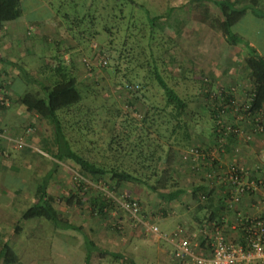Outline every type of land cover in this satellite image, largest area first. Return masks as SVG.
<instances>
[{
    "label": "rangeland",
    "instance_id": "1",
    "mask_svg": "<svg viewBox=\"0 0 264 264\" xmlns=\"http://www.w3.org/2000/svg\"><path fill=\"white\" fill-rule=\"evenodd\" d=\"M89 1L88 5L91 4L92 8L96 6L102 14L105 13L100 9L103 0ZM214 1H201V4L209 6L216 17L210 19L200 12H193L189 0H137L148 8L151 16L156 17L157 26L176 41L175 48L166 54V58L172 60L167 78L188 100L184 123L178 125L173 135L180 156L172 189L189 186V183L201 178L199 174L184 171L188 170L182 159L184 150L193 146L212 148L211 145L215 144L209 107L214 105L217 113L223 112L219 108V99L204 97L203 87L223 91L232 97L236 106L244 104L252 87V77L244 63L248 52L245 42L264 56V16L255 17L249 12L240 19L232 31L239 34L244 43L231 45L217 28L219 12ZM61 2L64 4L68 0L24 1L22 18L26 27L23 42L14 45L22 49L24 56L15 58V61L22 63L30 77L46 86L49 80L38 74V68L46 61H56L57 58L68 63L72 57L75 74L81 81L80 87L86 89V104L98 111L96 118H105L107 112L114 114L117 109L138 116L140 103L135 104L137 113L134 112L127 90L111 74L114 60L102 45L106 38L100 33L96 38L89 39L86 31L81 35L77 30H70L68 26L73 21L66 19V13L74 14L78 7L63 6ZM142 17L145 20V16ZM98 21L96 27L101 28L105 18ZM8 35L6 30H0V53L4 59L8 58L3 49ZM101 50L103 53H100ZM3 60H0V100L4 98L6 107L0 111V146L3 150L2 153L0 149V181L1 178L4 181L14 180L8 177L14 174L20 178L21 187L28 185L21 188L18 195L17 190L9 186L14 181H8L5 183L6 191L0 195V246L8 243L15 249L19 256L17 264H85L84 233L101 248L119 254L117 257H100L97 251H93L89 264H181L173 257V245L146 229V224L150 223L157 225L161 232H171L177 226H182L186 235L195 244L198 243V250L199 246L204 247L202 242L205 240L198 232L201 223H204L201 215L204 210L196 211L198 207L195 200L189 198L190 195L182 194L173 200L162 199L146 186L129 182L113 188L109 186L107 177L97 181L81 178L78 167L71 160L58 162L44 152L43 144L52 137L53 125L47 119H38L28 112L23 113L22 117L17 114L16 108L11 106L12 97L8 91L11 80L4 69L7 62ZM103 60L107 62L104 64ZM201 73L205 74L209 84L200 85L198 78ZM182 75L190 80L182 78ZM22 85L25 90L38 88L36 84L27 86L22 82ZM151 92H154L153 87ZM223 108L230 110L229 107ZM230 113L231 110L228 116H231ZM228 116L225 121H229ZM106 123L107 126L111 125V122ZM209 139L212 141L202 143ZM54 162H58V166ZM1 165L10 166L12 173H6L8 168ZM199 167L201 169L202 165ZM190 170L194 169L190 166ZM49 171L48 192L58 199L54 206L59 217L80 227L82 232L56 228L52 222L39 218H21L26 208L35 201L34 185ZM83 181L87 185L79 189L78 184ZM75 191L78 192L80 206L67 205L65 199L59 198L69 197ZM92 196L112 202L113 209L106 218L93 214ZM126 200L138 203L139 213L136 216L122 206ZM195 214L198 215L197 221L193 220ZM16 224L21 226L19 233L14 231Z\"/></svg>",
    "mask_w": 264,
    "mask_h": 264
},
{
    "label": "trees",
    "instance_id": "2",
    "mask_svg": "<svg viewBox=\"0 0 264 264\" xmlns=\"http://www.w3.org/2000/svg\"><path fill=\"white\" fill-rule=\"evenodd\" d=\"M24 1L0 0V30L5 24L22 18L25 11ZM88 1L68 0L67 3H60L67 7H78L74 14L66 13V19L73 21L72 27H68L72 31H79L81 35L86 31L89 39L96 38L100 33L106 38L102 45L107 48V55L114 60L111 74L127 90L134 112L135 104L140 103L138 116L117 109L114 114L107 112L108 116L105 114V118H96L98 111L86 104V89L80 87L81 81L75 74L72 57L68 63L57 58L56 61H46L38 68V74L49 80V85L46 86L30 77L22 63L14 62L24 84H36L38 87L37 90L32 87L26 89L17 96L16 102L24 106L26 112L36 115L38 119H47L53 125L52 137L43 144L42 150L58 162L71 160L78 167L81 178L97 181L107 177L109 186L113 188L122 186L124 182L139 183L162 199H177L182 189H172L171 185L173 176L178 174L176 163L180 151L173 135L178 125L184 123L183 115L187 111L188 100L167 78L170 75L172 60L166 58V54L175 48L176 41L157 26L156 17L151 16L148 8L137 0H103L100 9L104 14L96 6L92 8L91 4L88 5ZM189 1L193 12H200L210 19L216 18L210 12L209 6L201 4L202 0ZM214 5L219 12L217 28L231 45L243 42L239 34L232 31L240 19L249 12L255 17L264 16V0H215ZM102 18H105V21L101 28H97L98 20ZM245 45L248 52L244 63L252 77L247 101L236 106L232 97L223 91L218 92L210 87L202 89L205 90L203 95L206 99L220 100L219 108L223 113H217L213 104L209 107V113L212 132L216 133V129L221 127L219 137L224 139V149L229 147L228 142L232 138L237 137L225 129L228 124L225 120L230 110L234 111L237 117H251L252 122L254 116L264 115V56L255 47L246 42ZM3 59L0 55V60ZM3 61L10 60L5 58ZM182 78L189 79L185 75H182ZM198 81L200 85L209 84L203 73L199 75ZM5 105L6 102L2 98L0 111L5 109ZM224 106L230 110L227 111L228 108H223ZM106 122H111V125L107 126ZM232 125L238 126L234 123ZM205 150L210 151L211 147H206ZM58 162L54 164L58 166ZM50 175L49 171L40 183L34 185L35 201L26 208L21 218H39L52 222L56 228L78 229L82 232L80 227L59 217L54 206L58 199L48 192ZM83 185L87 183L83 181L78 184L79 189ZM204 192L205 203H202L199 188L192 192V197L198 209H205L207 215L203 221L208 222L216 218L218 200L214 189ZM59 198L65 199L67 205H81L76 191L69 197ZM91 205L93 214L104 218L113 209L111 201L99 196L92 198ZM20 230L21 226L16 224L14 231L19 233ZM82 235L86 238L85 264H89L93 251H97L100 257L119 255L101 248L85 233ZM205 242L206 240L202 245ZM18 260V254L10 244L3 243L0 246L1 264H17Z\"/></svg>",
    "mask_w": 264,
    "mask_h": 264
},
{
    "label": "built area",
    "instance_id": "3",
    "mask_svg": "<svg viewBox=\"0 0 264 264\" xmlns=\"http://www.w3.org/2000/svg\"><path fill=\"white\" fill-rule=\"evenodd\" d=\"M102 62L105 64L107 61ZM253 120L254 131L264 132V115H256ZM225 127L227 132H233L236 136L241 133L240 128L232 123L226 124ZM216 130L218 133H215L217 136L215 146L210 151L193 146L182 153V159L186 162H195L190 164L196 170L200 168L199 163L205 161L209 163L211 168L206 172V176L224 184L227 193L225 203L234 211V219L231 221L218 217L219 219L202 223L198 232L206 242L204 247L199 246V250L198 243L195 244L186 235L182 226H177L171 232H161L157 225L150 223L146 224V229L171 243L173 257L181 264H264V217L251 216L236 207L246 194L263 191L264 175H252L241 165L229 163L223 168L220 167L222 174L216 176L217 154L225 150L222 147L224 139L219 137L221 127ZM260 159L264 162V150L260 154ZM122 206L134 216L139 213V205L135 200H126ZM226 226L235 233L234 238L225 235Z\"/></svg>",
    "mask_w": 264,
    "mask_h": 264
},
{
    "label": "crops",
    "instance_id": "4",
    "mask_svg": "<svg viewBox=\"0 0 264 264\" xmlns=\"http://www.w3.org/2000/svg\"><path fill=\"white\" fill-rule=\"evenodd\" d=\"M25 27H26V22L23 21V18H20L17 21L5 24V26L3 28V31L6 30V32H8V34H9L7 36V40L5 39V46L3 48L4 51L7 53V57H8L7 59L10 60L9 61L10 63L8 61L6 63L7 68L4 67L6 74H8V77H10L9 79L11 80L10 87H9L8 91L12 97L11 106L16 108V110L18 111L17 114L20 117H22L23 113L25 114L26 111H25L24 106H22L21 104L16 102V98L19 94H22L24 92L25 87L22 85L23 80L21 79V77L19 75V70L17 67H15V65L13 63L16 60L15 58L24 56V52H22V49H20L18 47L16 48L14 45H19V44H21V42H23L22 37H24ZM0 55H1V53H0ZM1 57H2V55H1ZM13 57H14V59H13ZM21 112H22V114H21ZM232 113H233V116H232ZM232 113H230L232 118L229 119L228 123H234V124L238 125L240 130H241V133H240V135H238L235 138H232L228 142V145H229L228 148H226L223 151L218 152L217 163H216L217 168H216V174L215 175L216 176L221 175L222 172H221L220 167L223 168L224 166H227V164H229V163H236V164L241 165L244 169H246L252 175H264V162H262L260 159V154H261L262 150H264V132L258 133L256 131H254V123L252 122L251 118L237 117L238 115H236L234 112H232ZM263 125H264V120H263ZM250 135H251V137H249ZM214 136L217 138L215 133H214ZM215 137H214V141H216ZM6 139H8V137ZM209 141H212V140L209 139V140L203 141L202 143L209 142ZM225 143H226V141H225ZM213 145L214 144H212L211 146H213ZM1 148L2 147L0 146V149ZM188 149H186V150H188ZM235 149H237V150H235ZM190 163L195 164V162H186V164L188 166V170H184V171L189 172V174H193V175L199 174V176L201 178L197 179L195 181H192L191 183L188 184L189 186L181 185L180 189H182V193L180 195H182V194H186L188 196L190 195L189 198L193 199L192 192L195 189L199 188L202 203H205L204 199H205L206 192H204V191H207V190L209 191V190L214 189V192H215L217 200H218L217 201V208H216L218 210L216 211L217 214H216L215 219H219L218 217H220V218L223 217L224 219L232 221L234 219V211L229 209L225 203V195L227 193L225 192V188H224L223 184H219V183L215 182V179L207 178L206 174L204 175V173L209 171L211 168V166H209V163L207 161H205V162H201L198 164V165H202V168L198 169L201 172H199L196 169L190 170V166L193 167ZM1 166L8 168L6 173H10V172L12 173V171L9 169L10 166H7V165H1ZM3 174H5L4 170H3ZM2 176L5 177V175H2ZM8 177L14 178V180H8L10 182L14 181V183H10L9 186L12 187L13 190H17L18 195L20 194L21 188H23V187L26 188V186H28V185H23L21 187L20 178H16V176L14 174H13V176L8 175ZM42 180L43 179H41L39 182H36V183H40ZM8 181H6V180L4 181V178H1V181H0V192H1L0 195L1 196H2V192L6 191V190H4V188H7L5 186V183ZM3 186H5V187H3ZM263 191H264V189H263ZM263 191L258 190V191L246 194L245 196H243L241 198L240 202L236 205V207L239 210H241L242 212L248 213L251 216L264 217V193H263ZM196 205H197V203H196ZM197 210L198 211L204 210L203 214H201V215H203V217H204L203 219H205V216L207 215L205 213L206 212L205 209H198L197 208L196 211ZM196 214H198V212ZM196 214H195L193 220L197 221L198 215H196ZM227 224L228 223H226V225ZM201 225H202V223H201ZM224 232L228 238L232 239L235 237V235H234L235 233L228 226H226L224 228ZM193 234H195V233H193Z\"/></svg>",
    "mask_w": 264,
    "mask_h": 264
}]
</instances>
